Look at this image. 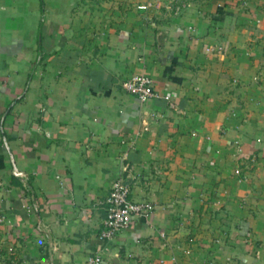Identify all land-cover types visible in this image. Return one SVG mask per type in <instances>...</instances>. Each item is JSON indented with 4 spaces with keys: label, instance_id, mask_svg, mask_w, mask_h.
<instances>
[{
    "label": "crops",
    "instance_id": "1",
    "mask_svg": "<svg viewBox=\"0 0 264 264\" xmlns=\"http://www.w3.org/2000/svg\"><path fill=\"white\" fill-rule=\"evenodd\" d=\"M0 210V264H264V0H0Z\"/></svg>",
    "mask_w": 264,
    "mask_h": 264
},
{
    "label": "built area",
    "instance_id": "2",
    "mask_svg": "<svg viewBox=\"0 0 264 264\" xmlns=\"http://www.w3.org/2000/svg\"><path fill=\"white\" fill-rule=\"evenodd\" d=\"M138 8L145 9V5ZM180 6L175 7V12ZM122 88L134 95L140 103H145L159 96L154 88V80L148 74L134 75L122 82ZM167 98V97H166ZM130 185L123 179H117L105 197V216L101 221L98 239L101 241L112 240L122 231L129 228L131 222L140 216L149 214L154 206L148 201H134L130 198ZM4 216L0 210V222ZM164 236V233H161ZM83 264H104L100 253L89 255Z\"/></svg>",
    "mask_w": 264,
    "mask_h": 264
}]
</instances>
